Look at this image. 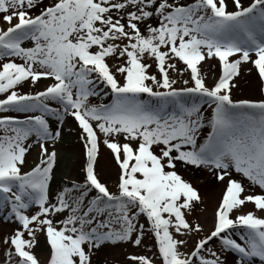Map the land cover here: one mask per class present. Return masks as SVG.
Instances as JSON below:
<instances>
[{
    "label": "snow or ice",
    "instance_id": "snow-or-ice-1",
    "mask_svg": "<svg viewBox=\"0 0 264 264\" xmlns=\"http://www.w3.org/2000/svg\"><path fill=\"white\" fill-rule=\"evenodd\" d=\"M0 264H264V0H0Z\"/></svg>",
    "mask_w": 264,
    "mask_h": 264
},
{
    "label": "rangeland",
    "instance_id": "rangeland-1",
    "mask_svg": "<svg viewBox=\"0 0 264 264\" xmlns=\"http://www.w3.org/2000/svg\"><path fill=\"white\" fill-rule=\"evenodd\" d=\"M251 76L252 78H247V76H243V78H241L240 84L238 85L237 89L234 90L236 92L237 97H259L260 93L257 90L258 81L255 75L251 74ZM102 151L104 155V167L103 171L101 172V175L109 181H114L116 168L112 163L109 162L108 153L103 149ZM194 186L198 187V189L201 190V194L205 197V202L207 205L206 211L200 212L197 215H199L200 221L204 223L205 228H210L212 224V213L215 207L216 198L219 194V187L214 184H208L207 182H205L203 173L198 176V179H194ZM249 207L251 206L249 205ZM189 243L191 246L192 242L190 241ZM112 251L115 252L117 259L123 260L127 252L138 251V249H114Z\"/></svg>",
    "mask_w": 264,
    "mask_h": 264
},
{
    "label": "bare ground",
    "instance_id": "bare-ground-1",
    "mask_svg": "<svg viewBox=\"0 0 264 264\" xmlns=\"http://www.w3.org/2000/svg\"><path fill=\"white\" fill-rule=\"evenodd\" d=\"M215 70V69H214ZM244 76H247V78H252L251 74L250 73H245ZM243 78V77H242ZM79 142L76 140L75 138V135L71 136L68 138V143H66L64 145V148L66 151H73V150H79ZM73 166L76 168V170L78 171L79 170V167L78 165L76 164V161H73ZM201 173L199 174H193L194 175V179H198V176L200 175ZM57 179H59L57 177Z\"/></svg>",
    "mask_w": 264,
    "mask_h": 264
}]
</instances>
